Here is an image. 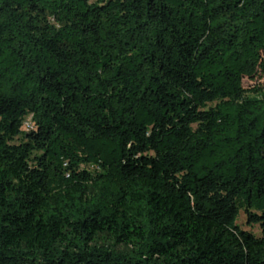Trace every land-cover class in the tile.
<instances>
[{
    "label": "trees",
    "instance_id": "1",
    "mask_svg": "<svg viewBox=\"0 0 264 264\" xmlns=\"http://www.w3.org/2000/svg\"><path fill=\"white\" fill-rule=\"evenodd\" d=\"M0 264H264V0H0Z\"/></svg>",
    "mask_w": 264,
    "mask_h": 264
},
{
    "label": "rangeland",
    "instance_id": "2",
    "mask_svg": "<svg viewBox=\"0 0 264 264\" xmlns=\"http://www.w3.org/2000/svg\"><path fill=\"white\" fill-rule=\"evenodd\" d=\"M237 224L244 230L250 231L252 233L257 234L258 233V227L257 226H248L247 222L245 220V216L241 213L239 216V219L237 221Z\"/></svg>",
    "mask_w": 264,
    "mask_h": 264
}]
</instances>
